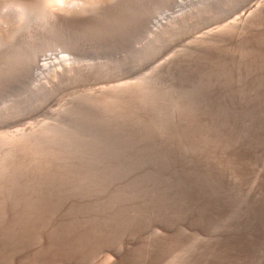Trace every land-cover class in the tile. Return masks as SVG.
Returning a JSON list of instances; mask_svg holds the SVG:
<instances>
[{
    "label": "rangeland",
    "instance_id": "1",
    "mask_svg": "<svg viewBox=\"0 0 264 264\" xmlns=\"http://www.w3.org/2000/svg\"><path fill=\"white\" fill-rule=\"evenodd\" d=\"M0 264H264V0H0Z\"/></svg>",
    "mask_w": 264,
    "mask_h": 264
},
{
    "label": "bare ground",
    "instance_id": "2",
    "mask_svg": "<svg viewBox=\"0 0 264 264\" xmlns=\"http://www.w3.org/2000/svg\"><path fill=\"white\" fill-rule=\"evenodd\" d=\"M56 61L55 57L51 58V63H54ZM39 66V65H38Z\"/></svg>",
    "mask_w": 264,
    "mask_h": 264
}]
</instances>
